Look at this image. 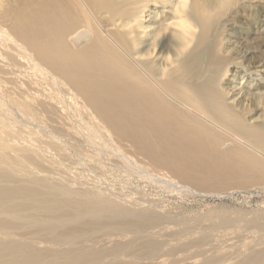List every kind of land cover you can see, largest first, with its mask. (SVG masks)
<instances>
[{
    "label": "bare ground",
    "instance_id": "obj_1",
    "mask_svg": "<svg viewBox=\"0 0 264 264\" xmlns=\"http://www.w3.org/2000/svg\"><path fill=\"white\" fill-rule=\"evenodd\" d=\"M229 6L194 30L179 0H0V264H264L260 219L236 243L126 181L264 182V0Z\"/></svg>",
    "mask_w": 264,
    "mask_h": 264
},
{
    "label": "rangeland",
    "instance_id": "obj_2",
    "mask_svg": "<svg viewBox=\"0 0 264 264\" xmlns=\"http://www.w3.org/2000/svg\"><path fill=\"white\" fill-rule=\"evenodd\" d=\"M262 19L264 20V15ZM260 21L261 17L259 22ZM239 33L242 35V52H246L247 55L256 58L255 61L257 62L259 60V53L257 54V51L254 50V45L250 44L249 41H245L246 31L239 29ZM252 33L253 32H250V34ZM234 41L232 40L231 44ZM258 71H260V75L257 70H251L247 71L246 74L244 72L241 73L240 76L243 77L247 75L246 78H254L257 80H263L264 82V69H259ZM36 112L42 120L49 121L47 122L49 126L52 125V119L50 113H48L50 112L49 110L39 107ZM90 154L91 153L87 152L89 158ZM133 180L135 179L126 178V181H129L128 185L131 191H136L138 197L140 196L149 199L160 205L164 211H168L173 216L188 220L190 222L189 227L196 228L198 231L205 227L213 228L209 233L212 234V236H220L221 238L230 237L229 239L233 242L236 241V243L244 242V238L245 242L247 240V243L251 244L254 241V232L256 233L257 230L254 229V232L251 231L252 229L248 227L247 224L248 219L250 218L249 220H252L258 218L261 223L264 224V182L261 183V180L241 176L232 181H221L222 183L215 185V187L207 185L197 186L196 191H198V193L190 192L186 195H176L178 193L175 192L171 193V188H169V190H162L160 186L149 181H142V179L138 180L136 178L135 181ZM222 208H225L229 212V217L227 218L231 221L228 222L230 225L228 223H223V219L210 218V216H217L218 209ZM262 247H264V244ZM235 248L237 249L238 247ZM236 249L233 251L235 254L237 252ZM235 254H233L232 258L236 257ZM197 259L196 260L199 264H205L204 257H198ZM232 261L233 260H230L231 263Z\"/></svg>",
    "mask_w": 264,
    "mask_h": 264
},
{
    "label": "clouds",
    "instance_id": "obj_3",
    "mask_svg": "<svg viewBox=\"0 0 264 264\" xmlns=\"http://www.w3.org/2000/svg\"><path fill=\"white\" fill-rule=\"evenodd\" d=\"M235 0H231L234 6ZM182 19L191 24L194 30L212 28L231 13L229 0H179Z\"/></svg>",
    "mask_w": 264,
    "mask_h": 264
}]
</instances>
